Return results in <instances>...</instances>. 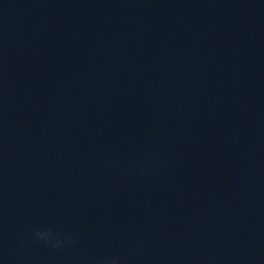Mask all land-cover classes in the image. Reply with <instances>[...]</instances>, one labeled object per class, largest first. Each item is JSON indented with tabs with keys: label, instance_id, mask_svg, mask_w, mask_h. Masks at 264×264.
<instances>
[{
	"label": "clouds",
	"instance_id": "9594fccd",
	"mask_svg": "<svg viewBox=\"0 0 264 264\" xmlns=\"http://www.w3.org/2000/svg\"><path fill=\"white\" fill-rule=\"evenodd\" d=\"M34 237L38 242H43L49 246L53 251H57L61 248L62 245L71 244L73 240L70 237L64 239L54 236V233L51 229L45 231H36ZM95 264H120L119 257H103L98 258L95 261Z\"/></svg>",
	"mask_w": 264,
	"mask_h": 264
}]
</instances>
